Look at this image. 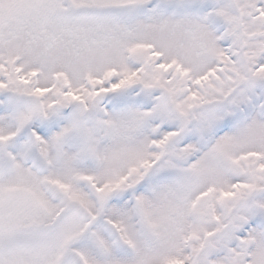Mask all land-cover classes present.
I'll return each mask as SVG.
<instances>
[{
    "label": "snow or ice",
    "instance_id": "obj_1",
    "mask_svg": "<svg viewBox=\"0 0 264 264\" xmlns=\"http://www.w3.org/2000/svg\"><path fill=\"white\" fill-rule=\"evenodd\" d=\"M0 264H264V0H0Z\"/></svg>",
    "mask_w": 264,
    "mask_h": 264
}]
</instances>
